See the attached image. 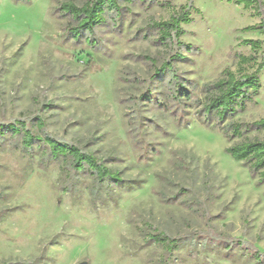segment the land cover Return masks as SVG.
<instances>
[{
    "label": "rangeland",
    "instance_id": "1",
    "mask_svg": "<svg viewBox=\"0 0 264 264\" xmlns=\"http://www.w3.org/2000/svg\"><path fill=\"white\" fill-rule=\"evenodd\" d=\"M88 1L0 0V124L42 118L47 134L94 152L125 183L92 195L89 178L68 180L58 164L7 139L0 264H258L245 245L264 253V184L225 150L264 140V131L228 139L203 124L201 110L205 86L225 69L239 73L238 55H254L242 42L264 40L242 31L260 18L224 0H192L197 12L182 26L172 76L159 72L173 52L150 24L187 0H134L75 39L60 7ZM259 80L234 122L264 120V69ZM155 233L183 240L169 255L150 240Z\"/></svg>",
    "mask_w": 264,
    "mask_h": 264
},
{
    "label": "trees",
    "instance_id": "2",
    "mask_svg": "<svg viewBox=\"0 0 264 264\" xmlns=\"http://www.w3.org/2000/svg\"><path fill=\"white\" fill-rule=\"evenodd\" d=\"M19 2H30L31 0H14ZM134 0H89L81 7H76L72 3L62 4L60 10L64 15H69L74 22L73 35L78 39L80 35L86 33L92 35L94 30L104 26L108 19H118L121 16V5H131ZM227 3L242 6L244 10H254L255 15L260 18V23L256 26L244 28L245 32H259L264 36V11L261 0H224ZM167 8L170 4H163ZM197 12L192 0H187L185 5L172 13L166 21L152 22L150 29L155 31L157 42L163 47L173 52L171 59L161 65L159 72H171L173 76L174 59H180L179 48L183 45L181 38L186 34L182 26L192 23L191 14ZM89 41V40H88ZM93 43V42H90ZM243 46H248L254 55L245 57L238 55L239 73H233L225 69L221 77L214 83L205 86V102L202 105L203 124L207 127L221 126L223 135L228 139L244 138V135L251 130L256 132L264 131V120L256 121L250 125L234 122L235 116L244 112L247 105L253 103L260 90L259 74L264 69V45L263 41L244 40ZM260 52L259 54H257ZM259 55L260 61L257 62ZM251 65L255 67L251 73L242 71L241 67ZM175 77V76H174ZM175 81V80H173ZM190 100V96H185ZM177 101L182 99L175 98ZM228 124L222 126L225 122ZM45 123L42 118L30 120L16 119L0 124V145L10 139L18 143L22 151L29 156L34 150L46 162L56 163L68 177V180L80 181L89 178L93 184L91 194L98 196L101 191L124 185L118 171L108 167L106 162L96 157L95 153L86 148L65 142L45 132ZM234 161L247 165L252 177L257 178L259 183L264 184V140H249L235 143L225 150ZM74 183V182H73ZM223 242L227 238H219ZM150 240L161 246L167 254L178 248L182 238H172L164 233L150 235ZM232 242V241H230ZM228 243V242H227ZM240 246L245 242L239 240ZM250 256L258 263H264V253L259 252L253 246L245 245ZM231 246L227 245L228 251Z\"/></svg>",
    "mask_w": 264,
    "mask_h": 264
},
{
    "label": "water",
    "instance_id": "3",
    "mask_svg": "<svg viewBox=\"0 0 264 264\" xmlns=\"http://www.w3.org/2000/svg\"><path fill=\"white\" fill-rule=\"evenodd\" d=\"M82 264H85V263H82Z\"/></svg>",
    "mask_w": 264,
    "mask_h": 264
}]
</instances>
